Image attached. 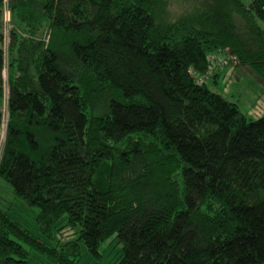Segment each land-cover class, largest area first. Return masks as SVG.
I'll list each match as a JSON object with an SVG mask.
<instances>
[{"label":"trees","instance_id":"trees-1","mask_svg":"<svg viewBox=\"0 0 264 264\" xmlns=\"http://www.w3.org/2000/svg\"><path fill=\"white\" fill-rule=\"evenodd\" d=\"M262 23L264 0H0V181L71 232L47 246L0 204V264L112 234L114 264H264V115L189 74L226 50L264 87Z\"/></svg>","mask_w":264,"mask_h":264},{"label":"rangeland","instance_id":"rangeland-1","mask_svg":"<svg viewBox=\"0 0 264 264\" xmlns=\"http://www.w3.org/2000/svg\"><path fill=\"white\" fill-rule=\"evenodd\" d=\"M248 0H245L247 2ZM8 25V22L7 24ZM264 27V24H261ZM8 31L6 26L5 32ZM7 38L5 42L7 43ZM225 72L221 82L209 88L221 94L223 97L236 103L239 110L248 118L256 119L264 115V87L261 79L247 66L227 67L220 73ZM4 77V96L7 95L6 84V67L3 71ZM4 97V98H5ZM3 101V130L7 121V114ZM0 204L1 207L10 211L11 218L18 222L23 228L30 231L39 238L40 241L46 243L47 246H53L60 249L59 245L66 242L71 234L70 231H63V235L58 234L55 229L51 234H44L37 229L36 207H27L22 200L16 198L11 193V187L5 182L0 181ZM74 237V236H73ZM15 239V238H14ZM18 240V239H17ZM25 250L28 252V261L33 264H54L51 262L44 252H40L27 244L21 242ZM99 256H94L88 252L81 244L79 255L73 257L79 264H114L120 257L122 250L121 244L118 242L116 235L112 234L100 244L98 249Z\"/></svg>","mask_w":264,"mask_h":264},{"label":"built area","instance_id":"built-area-1","mask_svg":"<svg viewBox=\"0 0 264 264\" xmlns=\"http://www.w3.org/2000/svg\"><path fill=\"white\" fill-rule=\"evenodd\" d=\"M3 19L6 25L9 21V11L6 7L4 8ZM235 62V57L228 54L226 50L223 52L218 51L216 53H211L207 56V67L203 74H197L191 69H189V74L197 84H209L212 80L211 78L215 74L222 73L224 69L230 67Z\"/></svg>","mask_w":264,"mask_h":264},{"label":"crops","instance_id":"crops-1","mask_svg":"<svg viewBox=\"0 0 264 264\" xmlns=\"http://www.w3.org/2000/svg\"><path fill=\"white\" fill-rule=\"evenodd\" d=\"M224 75H225V72L222 75L221 74L219 75V77L216 80V84L219 85V83L221 82V79L224 78ZM212 84L216 86V84H214V83H212Z\"/></svg>","mask_w":264,"mask_h":264}]
</instances>
